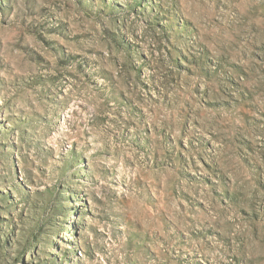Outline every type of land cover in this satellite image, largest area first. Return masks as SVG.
Segmentation results:
<instances>
[{
  "label": "rangeland",
  "instance_id": "rangeland-1",
  "mask_svg": "<svg viewBox=\"0 0 264 264\" xmlns=\"http://www.w3.org/2000/svg\"><path fill=\"white\" fill-rule=\"evenodd\" d=\"M42 104L55 127L26 112ZM85 123L104 133L95 164ZM61 135L83 174L45 186ZM83 182L123 202L133 264H264V16L244 0H0V259L106 264Z\"/></svg>",
  "mask_w": 264,
  "mask_h": 264
},
{
  "label": "clouds",
  "instance_id": "clouds-1",
  "mask_svg": "<svg viewBox=\"0 0 264 264\" xmlns=\"http://www.w3.org/2000/svg\"><path fill=\"white\" fill-rule=\"evenodd\" d=\"M244 5L247 9V13L249 16L262 15L264 16V0H244ZM100 84H103V81H100ZM33 92L38 93L39 89L34 88ZM29 96L32 93H28ZM21 107H25L23 104ZM26 112L31 115L36 112L39 115L36 117L37 119L46 118L52 127L56 126V122L59 119V115L56 112L55 108H52L48 105H41L40 109H32L26 108ZM76 117H73V123L76 121ZM81 119H84L81 117ZM87 119L91 120L94 123V113L89 112ZM85 129L88 130L90 135L86 140L79 141L80 147L79 151L84 155L88 156L90 160H92L93 164L95 161L92 159L94 153H98L101 150L102 143L105 141L102 139L104 133L97 135V127H89L87 123L84 125ZM108 128H111V125L105 126V131ZM64 132H67V128L63 129ZM57 153L59 156V164L60 168H52L50 167V176L47 180H44L42 183L47 186L49 182L55 185L58 180L65 179L71 176L72 172H80L83 174V164L81 160H77L74 158L73 145L70 142V137H65L61 135L59 137V143L56 144ZM28 155L32 157V160L35 161L36 164L44 166L47 164V155L41 154L40 158L37 159L34 150H29ZM57 163V161H53V164ZM69 165L71 166V170H69ZM31 162H29V169L31 168ZM38 180L37 187H40L39 177L36 178ZM118 179V177L116 178ZM78 187L88 194L89 200L92 202V212L94 213L93 217H85L88 225L99 226V220H106L107 222L104 224L103 232L106 235L112 237L114 239V244H109L108 252L106 255L101 257V260L105 261L106 264H133V261L138 260L139 257L135 255L136 249L138 247L137 244H133L132 242V234L135 231L132 225L128 224L123 216V202L121 200L116 199L114 196L110 195V184L101 187V186H93L89 182H83ZM34 199H39L37 194L33 193ZM21 207H24V204H21ZM0 215H6L3 212H0ZM18 215V213H17ZM33 213L29 208L26 216H32ZM36 219H43V216L36 217ZM24 226L26 227L28 221L25 220ZM82 236L85 240H88L92 243L93 247L100 245L102 242L107 243V241H103L101 237L92 233L89 230H85L82 233ZM123 238L129 239V244L131 247H126L123 243ZM117 253H120L119 258L117 259ZM0 264H11V260L5 262L0 259ZM95 264H100V260H97Z\"/></svg>",
  "mask_w": 264,
  "mask_h": 264
}]
</instances>
